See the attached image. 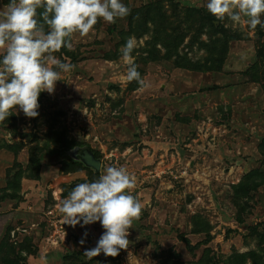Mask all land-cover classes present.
Masks as SVG:
<instances>
[{
  "label": "rangeland",
  "instance_id": "obj_1",
  "mask_svg": "<svg viewBox=\"0 0 264 264\" xmlns=\"http://www.w3.org/2000/svg\"><path fill=\"white\" fill-rule=\"evenodd\" d=\"M150 1L123 0L131 9L127 17L112 24L98 19L88 35L74 34L70 49L52 53L73 70L61 73L51 95H39L38 117L18 110L0 123V243L8 240L10 248L2 249L12 262L62 264L64 257L94 248L104 231L99 222L55 228L63 220L61 201L77 184L96 180L92 170L72 172L65 159L40 152L63 151L54 140L59 135L95 152L97 175L123 166L136 178L132 194L142 207L128 230L129 246L112 261L102 260V253L92 257L102 260L94 264H230L229 258L259 255L264 246L257 236L264 233V184L240 206L233 200V187L264 162V58L256 76L247 74L264 46V28L219 21L240 36L228 43L220 72H192L172 60L145 62L151 36H134L131 15ZM158 1L165 8L169 1L178 4L182 17L190 9L207 11L206 0ZM8 3L0 0V12ZM193 32L178 53L203 62L207 51L200 43L210 38L204 33L194 41ZM130 37L142 85L126 80L122 52ZM31 152L39 157L37 181L26 170ZM17 173L18 186L7 190ZM16 192L20 199H9ZM252 227L257 234L251 235ZM263 258L249 255L241 263L262 264Z\"/></svg>",
  "mask_w": 264,
  "mask_h": 264
},
{
  "label": "clouds",
  "instance_id": "obj_2",
  "mask_svg": "<svg viewBox=\"0 0 264 264\" xmlns=\"http://www.w3.org/2000/svg\"><path fill=\"white\" fill-rule=\"evenodd\" d=\"M205 7L216 21L264 28V0H206ZM130 12L123 0H9L0 12V123L18 110L27 118H37L39 95H51L61 73L74 67L52 53L70 49L73 35H88L98 19L112 24ZM135 48V39L128 38L122 52L126 80L142 85L132 55ZM135 187L136 178L125 167L109 166L98 180L77 184L61 201L64 225L84 228L99 222L104 230L96 246L86 250L89 258L101 253L116 257L128 248V230L142 207L132 194ZM86 236L85 232L81 245Z\"/></svg>",
  "mask_w": 264,
  "mask_h": 264
},
{
  "label": "trees",
  "instance_id": "obj_3",
  "mask_svg": "<svg viewBox=\"0 0 264 264\" xmlns=\"http://www.w3.org/2000/svg\"><path fill=\"white\" fill-rule=\"evenodd\" d=\"M167 5L168 7L165 8L166 5H164V3L158 0H154L150 1L147 5H143V7H141L138 11L136 10L132 12L131 21L133 22V25H135L134 36L136 38H140L144 34H150L151 36V40L146 43V47L143 49L148 53V57L143 60L145 62L172 60L174 66L180 69H186L188 71L215 73L220 72L224 66V62L228 53V43L239 40L240 36L236 33L231 32L223 24L219 23V21H216L215 18L208 13V11L190 9V11H186L187 15L185 17H182L178 4H175L173 1H169ZM183 25H185V29L183 28ZM193 29V33L196 34L194 41H197L198 38L204 33L208 34L210 38V41L208 43H200V46L207 51V56L205 57V60L203 62L187 60L185 59V57H180L178 53L179 45ZM157 46L163 47L164 53H162L160 49H157ZM257 52L258 53L256 55V61L247 70V74H251V77L256 76L258 64L259 62H261V59L264 58V46L258 49ZM130 88L134 90L136 86L133 84ZM54 140L61 143L60 145L62 146L63 151L60 152L58 150L50 149L49 151H46V149H42L40 152H46V154L50 157L57 154L59 158L65 159L61 161L63 166L68 167V170H71L72 172L89 170L85 168L81 163L73 162L70 159L66 158L64 155L67 150L73 147L85 145L69 142L62 135L54 138ZM94 155L96 158H98L95 152ZM38 158V155H34L31 152L28 167L26 169L27 171L29 170L28 176L36 181L39 180L40 177V162ZM19 169L22 170L21 168ZM8 176H10V174ZM19 176L20 175L17 173V175L13 177L15 178V181L8 179L7 190L12 191L13 188H15V185L18 186ZM94 177L96 178V180L100 178V176L95 173ZM91 182H93V180ZM260 183L261 185L264 184V162L262 163V169H258L254 173L244 176L241 182L237 186L233 187V200L236 203V206H240L237 204H241V199H249L250 194L260 185ZM17 192L14 195H11L9 199H13L15 201L19 200L20 198L16 195ZM196 232L206 233V230H198ZM250 232L251 235L257 234V227H252L250 229ZM257 236H259L258 238L260 239V243L264 245V233ZM209 237L210 236L207 235V238ZM6 245L9 248L11 246H9L8 240L4 239L3 241H1L0 260L2 261L0 262V264H21L17 261L12 262L9 259L8 254L3 252L2 247H6ZM249 255L255 260L262 258V256H264V246L260 248L259 255L251 252ZM249 255L233 256L232 258H229V263L242 264L241 262H243L245 258H248ZM83 258H88V256L84 253L77 252L76 254L70 255L68 258L64 257V263L62 264H94L95 261L99 263L102 262V260L94 258H90L87 262H84ZM262 264H264V262Z\"/></svg>",
  "mask_w": 264,
  "mask_h": 264
},
{
  "label": "water",
  "instance_id": "obj_4",
  "mask_svg": "<svg viewBox=\"0 0 264 264\" xmlns=\"http://www.w3.org/2000/svg\"><path fill=\"white\" fill-rule=\"evenodd\" d=\"M65 157L73 162L81 163L85 168L92 170L95 174H98L101 169V161L96 158L94 152L88 146H76L65 152ZM118 257H105L102 253V260H115Z\"/></svg>",
  "mask_w": 264,
  "mask_h": 264
},
{
  "label": "built area",
  "instance_id": "obj_5",
  "mask_svg": "<svg viewBox=\"0 0 264 264\" xmlns=\"http://www.w3.org/2000/svg\"><path fill=\"white\" fill-rule=\"evenodd\" d=\"M62 222H63V220L62 221H59V223H60V225L62 224ZM55 228L57 229V228H63V226L61 225V226H59L58 224H56L55 225ZM64 233H65V231H64ZM64 233H63V235H64ZM66 234V233H65Z\"/></svg>",
  "mask_w": 264,
  "mask_h": 264
},
{
  "label": "flooded vegetation",
  "instance_id": "obj_6",
  "mask_svg": "<svg viewBox=\"0 0 264 264\" xmlns=\"http://www.w3.org/2000/svg\"><path fill=\"white\" fill-rule=\"evenodd\" d=\"M80 147V146H79Z\"/></svg>",
  "mask_w": 264,
  "mask_h": 264
}]
</instances>
